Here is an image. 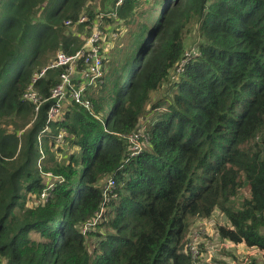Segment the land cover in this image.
<instances>
[{
	"label": "trees",
	"instance_id": "trees-1",
	"mask_svg": "<svg viewBox=\"0 0 264 264\" xmlns=\"http://www.w3.org/2000/svg\"><path fill=\"white\" fill-rule=\"evenodd\" d=\"M87 1L0 0V264H192L214 210L264 264V0ZM80 15L119 37L90 109L47 121L22 95L49 97L61 69L32 76L81 47Z\"/></svg>",
	"mask_w": 264,
	"mask_h": 264
},
{
	"label": "built area",
	"instance_id": "built-area-1",
	"mask_svg": "<svg viewBox=\"0 0 264 264\" xmlns=\"http://www.w3.org/2000/svg\"><path fill=\"white\" fill-rule=\"evenodd\" d=\"M125 0H118L117 3H121ZM89 22V19L85 15H80L77 21L72 24L71 21H66L65 25L74 27ZM90 26L87 28V35H84L83 44L73 54H66L62 50L56 51L54 56L48 62L46 67L39 72H36L32 76V83L38 78L44 76V73L48 69H61L58 75L57 83L50 89L49 97L43 99L37 94L35 88L29 85L24 91L22 98L32 102L35 105L34 110L37 111L40 104L50 99L52 101L48 109V120L56 119L64 107L63 101L66 96L71 100L83 106L87 110L90 109L91 103L88 99L84 98V91L87 87L94 86L95 84L102 82L103 75V60L104 53L102 55L99 42L104 39L105 29L99 22H89ZM114 36V34L112 35ZM45 130L47 127L44 128ZM130 146L129 156H135L142 150V147L146 143L147 136L144 132L136 130L128 135ZM56 141H62V134L59 133ZM145 142V143H144ZM42 157V156H41ZM40 157V159H41ZM39 159V160H40ZM46 176L52 180L54 177L50 172H46ZM53 184V183H52ZM49 184L40 195L41 201L46 200L49 196L50 190L53 185ZM103 188L105 193H109L114 188V180L108 178ZM102 210V209H101ZM100 214H98V217ZM192 242L189 243V250L193 259H200V253L197 248H193ZM195 249V250H194ZM192 264H221L216 259L210 257L202 258L199 261H193Z\"/></svg>",
	"mask_w": 264,
	"mask_h": 264
},
{
	"label": "rangeland",
	"instance_id": "rangeland-1",
	"mask_svg": "<svg viewBox=\"0 0 264 264\" xmlns=\"http://www.w3.org/2000/svg\"><path fill=\"white\" fill-rule=\"evenodd\" d=\"M87 3H92L91 6L94 8V10L99 9L97 8V0H88ZM98 20L95 22H98ZM104 26L105 37L99 42L102 55L103 53L105 55L107 51L112 49L115 42L117 41L116 39H118L115 36L119 35L118 31V33L114 34V36H111L108 27L106 25ZM87 32V29L83 28L80 34L84 36L87 35ZM73 35L76 36L75 34ZM114 37L116 38L115 42L113 40ZM225 223H227V220L219 214L218 210H214L212 217L209 219L199 220L193 223L190 229V242L193 243L194 247L197 248L198 251H203V258L210 257L211 259L213 258L220 261L222 264H250L252 260L254 261V264H260L261 256L256 248L247 246L244 243L234 244L227 240H221L218 237L216 233V226Z\"/></svg>",
	"mask_w": 264,
	"mask_h": 264
},
{
	"label": "crops",
	"instance_id": "crops-1",
	"mask_svg": "<svg viewBox=\"0 0 264 264\" xmlns=\"http://www.w3.org/2000/svg\"><path fill=\"white\" fill-rule=\"evenodd\" d=\"M73 32H74L73 34L76 35V32H75V31H73ZM76 36H77V35H76ZM78 37L81 38V39L84 38V36H82V35H78Z\"/></svg>",
	"mask_w": 264,
	"mask_h": 264
}]
</instances>
